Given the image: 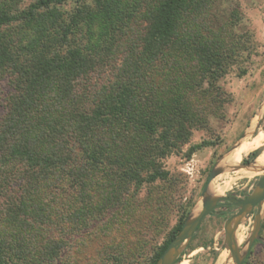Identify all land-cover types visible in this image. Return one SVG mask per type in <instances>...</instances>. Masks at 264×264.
<instances>
[{
    "label": "trees",
    "instance_id": "16d2710c",
    "mask_svg": "<svg viewBox=\"0 0 264 264\" xmlns=\"http://www.w3.org/2000/svg\"><path fill=\"white\" fill-rule=\"evenodd\" d=\"M19 1L0 0V81L8 79V91L0 99V213L5 221H20L25 229L27 214L37 218L39 208L37 219L48 224L43 210L51 207L46 196L61 200L64 208L65 193L77 195L68 216L70 226L58 229L54 238L59 239L54 242L46 241V236L37 238L31 233L28 237L0 228V264H51L61 259L66 237L79 227L77 219L101 210L107 197L117 208L123 193L136 191L144 182L168 179L158 158L173 153L179 142L189 138L187 108L183 100H174L168 111L171 116L160 124L152 118L150 108L155 103L147 78L154 69L171 60L173 49L185 53L189 48L201 60L199 76L190 84L210 92L203 80L209 82L221 71L223 45H238L226 34L202 32L208 30L203 25L183 29L187 18L194 24L197 16L205 17L209 0H197L192 11L187 9L188 0H159L140 12L146 22L139 44L143 62L116 65L114 57L125 37L124 31L115 32L116 26L127 25L135 16L121 9L123 1L119 8L121 0H71L74 6L69 14L62 8L69 0H31L26 8ZM94 24L99 26L95 34L89 29ZM206 33L208 39H204ZM179 35L181 41L176 44ZM135 51L133 47L129 53ZM124 128L136 140V155L130 159L119 151L123 144L118 143L117 135ZM197 148L200 146L192 147L188 155ZM105 168L107 180L123 193L107 190L95 176ZM97 179L93 194L90 188L94 190ZM147 195L149 198L135 200L136 205L125 211H115L114 219H108L110 224L99 228L97 236L108 240L104 264H125L146 246L144 239H134L131 244L127 240L133 234L135 218L156 207L159 213L165 205L169 207L165 192ZM95 196L100 201H93ZM152 205H156L153 210ZM186 215L185 211L179 216L146 264L157 262ZM62 219L60 216L57 224L53 221L52 230L66 226ZM9 250L13 257L7 256Z\"/></svg>",
    "mask_w": 264,
    "mask_h": 264
},
{
    "label": "rangeland",
    "instance_id": "374dc122",
    "mask_svg": "<svg viewBox=\"0 0 264 264\" xmlns=\"http://www.w3.org/2000/svg\"><path fill=\"white\" fill-rule=\"evenodd\" d=\"M69 1L71 3L62 7L65 14H69L74 6L73 2ZM122 1L124 6H122ZM196 1L188 0L187 9L192 11ZM19 2L21 7L26 8L31 0H20ZM158 2L159 0H121L119 8L122 6L121 9L126 8V12H133L135 16L127 25L122 23L116 26L117 34L120 35L122 31L125 34L118 45V54L114 57L116 65H122L124 61L134 64L143 62L144 54L141 53L143 46L139 44L141 31L146 22L140 12H144ZM186 22L182 26L184 30L203 25L208 30H201L202 32L212 33L213 31L221 36L226 34L228 39H231L233 43L236 42L238 47L235 45L233 48L234 45L231 42L223 45L220 55L223 67L218 72L219 75L214 74L215 77L209 82L203 80L210 92L202 89L201 86L196 88L194 84H190L194 76H199L198 67L201 60L195 57L189 48L185 53L181 49H173L171 60L166 63L167 65L157 67L154 69L155 72L147 78L151 99L155 103L150 108L151 116L155 121L160 124L163 118L171 116L168 111H171L169 108H172L174 100H183L184 107L187 108L189 138L185 142H179V148L173 153L158 158V165L160 169L167 172L168 179L159 178L155 182H144L136 188V191L131 189L126 194L107 180L109 172L106 168L102 173H96L95 176L104 182L107 190L116 189L123 193L121 202L117 204V208H114L112 201L107 197L101 210L94 211L85 218L77 219L79 227L75 233H70L66 237L67 248H63L61 259L51 264H69L70 261L74 264H104L108 240L97 236L100 234L99 228L110 224L108 219H114L115 211L123 209L125 211L130 205H136L135 200L145 199L148 196L147 193L152 192V195L158 196L159 193L165 192L169 207L165 205L159 213L160 209L152 205V210L156 207L154 212L148 210L140 214L133 223V234L127 239L130 244L134 243V239L135 242L144 239L148 245L146 243V246L140 248L139 252H135V255L141 253L134 258L131 257L132 260L131 258L129 261L126 260L125 264H146V260L152 255V250L164 242L169 231L179 220V216L185 211L189 212L200 195L210 172L216 165L226 167L225 156L233 150L235 144L244 143L246 150L241 153L234 165L247 167L254 162L259 163L264 160V139L259 145L251 146L260 134L264 137V112L256 118L258 109L264 102L262 94L264 93V0H209L205 17L197 16L194 24L189 21V18ZM98 28V24L89 27L93 34ZM204 39H208L207 33ZM176 40L175 43L180 44V35L176 37ZM133 47L136 51L129 53ZM7 85L8 79L3 78L0 81V99L8 91ZM118 134V143L123 144L119 151L126 159L133 158L136 155L133 146L136 140L132 137L133 135L125 128L123 134L121 129ZM196 146L200 148L188 155L189 150ZM149 151L153 153L154 150ZM146 173L144 169L143 174L146 175ZM227 177L225 176L223 180ZM99 179L93 181L94 190L90 188L93 194L96 192L95 187ZM263 179L254 178L249 185L243 188L239 187L245 181H239L232 187L229 196L236 199L246 198L254 192ZM226 185V182L220 183L216 191H222ZM65 194L67 201L64 208L61 200L54 199L53 195L46 196L45 201L51 207L50 210H43L49 217L46 221L48 224L41 222L44 219L40 221L37 219L41 215L40 209L37 208V218L34 214L33 216L27 214L29 224L25 229L20 221H5L4 214L0 213V228L5 227L14 234L19 233V235L28 237L31 233L37 238L46 236L44 237L46 241L53 239L54 242L59 239L54 238L58 234V229L70 226L68 216L72 214V203L77 195L75 192ZM108 196H111L110 192ZM95 197L93 201H100L98 196ZM122 199L125 200L124 204H122ZM259 205L254 203L240 209L219 206L200 225L180 257V261L175 264H213L223 247L242 233L248 223L253 221ZM153 214L156 216L153 217ZM60 216L63 217L61 222L66 226H58L52 230L53 221L57 224ZM226 224H228L227 229H225ZM70 228L75 229V227ZM41 240V243L46 246V241ZM245 251L246 249H242L228 256L224 264L238 258ZM10 252L13 250H9L7 256L13 257L14 253ZM248 253L249 255H244L243 262L240 264H264V223L259 238L251 246L248 245ZM127 254L132 256L130 250Z\"/></svg>",
    "mask_w": 264,
    "mask_h": 264
},
{
    "label": "water",
    "instance_id": "95a60500",
    "mask_svg": "<svg viewBox=\"0 0 264 264\" xmlns=\"http://www.w3.org/2000/svg\"><path fill=\"white\" fill-rule=\"evenodd\" d=\"M225 176L227 179L223 180ZM254 178H264V160L250 166L242 167L239 165H228L222 169L210 172L202 191L193 206L187 213L179 233L168 244L164 252L161 254L155 264H175L183 255L194 233L200 225L210 217L215 209L224 205L234 209H240L254 203L260 204L255 212L254 219L248 223L247 228L239 233L227 245L223 247L213 264H224L226 258L242 249H246L245 255L248 254L249 242L250 246L259 238L260 231L264 223V190L253 192L243 199H236L229 196L232 187L239 181L245 183L239 187L243 188L250 184ZM226 182V187L222 191H216L220 183Z\"/></svg>",
    "mask_w": 264,
    "mask_h": 264
},
{
    "label": "bare ground",
    "instance_id": "6f19581e",
    "mask_svg": "<svg viewBox=\"0 0 264 264\" xmlns=\"http://www.w3.org/2000/svg\"><path fill=\"white\" fill-rule=\"evenodd\" d=\"M264 112V102L262 104V106L258 109V113H257V117L258 118L259 116H261ZM264 137L263 135H259L255 141L252 142L251 146H256V145H259L262 141H263ZM246 150V145L243 143V144H235L234 148L232 151L228 152V154L225 156V166H228V165H234L237 161H238V158L240 157L241 153H243L244 151ZM222 165H216L214 170L215 171H218L220 169H222ZM264 190V179L262 181V183H260V185L258 187L255 188V192H259V191H262ZM228 227V224L225 225V229H227ZM247 247L249 245V242L246 244ZM244 255H245V252L238 257V258H235L233 260H230L227 264H240L243 262V259H244ZM181 264H185V263H181Z\"/></svg>",
    "mask_w": 264,
    "mask_h": 264
},
{
    "label": "flooded vegetation",
    "instance_id": "af4514ba",
    "mask_svg": "<svg viewBox=\"0 0 264 264\" xmlns=\"http://www.w3.org/2000/svg\"><path fill=\"white\" fill-rule=\"evenodd\" d=\"M248 255V254H247ZM226 262V261H225Z\"/></svg>",
    "mask_w": 264,
    "mask_h": 264
}]
</instances>
